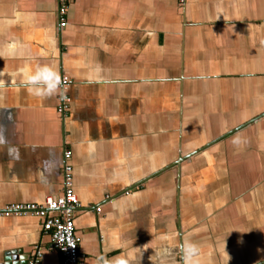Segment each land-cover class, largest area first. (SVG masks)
<instances>
[{
    "label": "crops",
    "instance_id": "1",
    "mask_svg": "<svg viewBox=\"0 0 264 264\" xmlns=\"http://www.w3.org/2000/svg\"><path fill=\"white\" fill-rule=\"evenodd\" d=\"M0 0V209L63 188L82 264H264V0ZM51 66L71 80L30 95ZM35 215L0 216V263L60 264Z\"/></svg>",
    "mask_w": 264,
    "mask_h": 264
},
{
    "label": "built area",
    "instance_id": "2",
    "mask_svg": "<svg viewBox=\"0 0 264 264\" xmlns=\"http://www.w3.org/2000/svg\"><path fill=\"white\" fill-rule=\"evenodd\" d=\"M67 1L57 0V12L61 26L66 23ZM70 83L71 80L68 77H61L62 91L56 110L62 117L70 103L67 93ZM63 157L61 171L64 183L60 194L48 196L42 203H8L0 209V216L35 215L42 218L43 232L48 236L49 247L60 253V264H82L83 256L79 252L80 237L76 235L74 226V213L76 209L80 208V203L71 182L70 151H64ZM41 257L42 249L39 245H34L32 253L27 257L26 264H38Z\"/></svg>",
    "mask_w": 264,
    "mask_h": 264
},
{
    "label": "clouds",
    "instance_id": "3",
    "mask_svg": "<svg viewBox=\"0 0 264 264\" xmlns=\"http://www.w3.org/2000/svg\"><path fill=\"white\" fill-rule=\"evenodd\" d=\"M24 86L28 93L34 97L45 99L61 93V78L51 66H38L36 70L28 75L24 80ZM224 244V258L222 264H228L230 256L225 251L226 242ZM180 250L183 254V264H200L198 259L200 248L197 244L191 241H185ZM109 264V262H105ZM116 264H127V261L117 260Z\"/></svg>",
    "mask_w": 264,
    "mask_h": 264
},
{
    "label": "water",
    "instance_id": "4",
    "mask_svg": "<svg viewBox=\"0 0 264 264\" xmlns=\"http://www.w3.org/2000/svg\"><path fill=\"white\" fill-rule=\"evenodd\" d=\"M13 259L14 258L12 257L6 256L5 259L0 264H26V260L23 263H20L17 261L12 262Z\"/></svg>",
    "mask_w": 264,
    "mask_h": 264
}]
</instances>
